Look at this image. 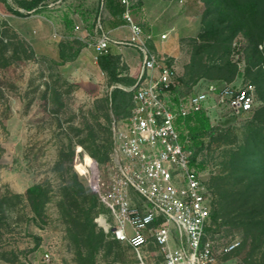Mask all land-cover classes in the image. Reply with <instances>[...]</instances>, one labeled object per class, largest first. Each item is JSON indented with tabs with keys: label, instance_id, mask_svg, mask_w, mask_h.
<instances>
[{
	"label": "rangeland",
	"instance_id": "obj_1",
	"mask_svg": "<svg viewBox=\"0 0 264 264\" xmlns=\"http://www.w3.org/2000/svg\"><path fill=\"white\" fill-rule=\"evenodd\" d=\"M21 1L0 0V32L6 30L5 37L13 43L9 50L0 46V264H163L162 255L151 245L139 255L128 244L109 237L97 221L101 215L107 217L108 211L99 202L93 207L88 195L85 202L76 198L73 212L65 208L64 197L71 192L74 174L88 194H95L86 161L97 163L105 182L110 181L112 128L120 120L111 109V95L116 88L130 92L141 64L140 53L115 49L122 82H113L94 61L92 48L97 18L101 16L106 30L114 19L103 0H45L39 6L45 8L37 14L25 10ZM130 1L136 20L154 37L155 52L176 72L179 83L173 100L202 90L212 81L200 76L194 82L197 72L192 67L194 61L204 64L218 58L200 53L206 43L200 37L206 20L204 0ZM126 33L121 38L128 37ZM248 41L239 33L228 56L237 66L239 85H253L247 84L251 82L248 55L253 50ZM61 49L68 55L80 50L64 62ZM260 49L264 51V44ZM263 106L264 99L256 93V110ZM130 109L122 118H127ZM208 111L216 129L197 154V165L202 163L203 169L195 166L209 188L213 208L216 195L209 185L230 172L225 170L230 157L226 152L245 143L256 111L234 116L217 107ZM181 127L186 130L185 123ZM34 186L43 191L39 212L28 195ZM90 211L97 234L105 235L102 243L92 240L84 227ZM244 235L232 225L214 235L219 251L215 264H247L249 246L225 252L227 244L243 242ZM253 257L262 259L263 250Z\"/></svg>",
	"mask_w": 264,
	"mask_h": 264
},
{
	"label": "built area",
	"instance_id": "obj_2",
	"mask_svg": "<svg viewBox=\"0 0 264 264\" xmlns=\"http://www.w3.org/2000/svg\"><path fill=\"white\" fill-rule=\"evenodd\" d=\"M121 3L129 36L114 38L99 16L92 44L94 61L98 63L112 47L131 48L140 53L141 64L131 88V113L113 123L110 181L105 182L97 163L85 162L91 189L108 211L107 217L101 215L97 221L114 240L128 244L139 255L155 246L163 264H215L219 251L208 233L211 193L193 165L191 140L179 121L218 106H227L235 115L251 112L256 107L255 87L210 82L173 100L179 83L173 66L151 49L154 37L136 20L131 1ZM80 28L77 24L76 29ZM240 246L241 241H232L225 252L233 253Z\"/></svg>",
	"mask_w": 264,
	"mask_h": 264
},
{
	"label": "trees",
	"instance_id": "obj_3",
	"mask_svg": "<svg viewBox=\"0 0 264 264\" xmlns=\"http://www.w3.org/2000/svg\"><path fill=\"white\" fill-rule=\"evenodd\" d=\"M2 1L7 3V0ZM43 1L45 0H22L20 5L28 12L34 11L37 14L45 8H39ZM204 2L206 6L205 29L200 37L206 43L202 45L200 53L209 52L224 61L218 62V58L210 59L209 62L204 64H202L203 61H200V63L194 61L192 67L197 72V75H195L197 79L194 82L202 76L210 78L212 80L210 82L217 84L225 83L239 86L235 81L237 66L228 59V56L232 52V43L235 37L239 33H243L249 40L250 45L253 46L252 53L248 55L247 68V77L251 79V82L247 84H253L255 86V94L257 93L258 96L264 99V51L260 49V46L264 44V0H204ZM106 6L114 21H116V26L125 24L123 19L125 7L121 0H106ZM68 23L70 25L71 21H68ZM5 36H7L6 30L0 32V46L4 50H9L13 43ZM9 38L12 39L11 37ZM153 42L154 39L150 43V47L155 51ZM115 49V47H112L109 54L101 56L99 63L102 70L111 77V81L122 82L118 75L119 57ZM79 50L76 49L74 53L68 55L64 49H61L60 56L62 61L66 62L74 58L79 53ZM18 51L19 46L14 51L15 56L19 54ZM24 52L27 53L26 49ZM224 57H227V59L225 60ZM240 86H246V84L241 83ZM133 95L134 90L126 92L116 88L112 92L111 109L117 119H126V117H122L128 108H131L128 113V116L130 115L133 108ZM217 109H226V114L235 115L227 106H218ZM253 111H256L255 119L251 124L252 127H249V135L245 143L238 149L226 152L230 157L225 163V170L230 172L222 174L212 181V185H209L214 190L216 200L211 210L212 225L208 228V233L214 236L220 233L222 228L227 225L241 228L245 233V239L233 253L238 252L240 249L242 251L249 246V252L245 258L246 263L264 264V106L257 110L255 107ZM182 121L185 123L186 130H188L187 136L191 140L189 147L195 150L193 165H197L198 152L202 150L206 139L211 136L210 134L213 135V131L216 128L212 124L210 112L205 110L181 119L179 121L180 125ZM183 138L185 137L183 136ZM220 139L223 140V138ZM214 140H217L216 137ZM203 166L201 163L198 169H203ZM231 182H234L232 187L229 186ZM70 188L71 192L64 197L65 208L69 212H73L76 209V198L78 197L85 202L89 196L92 199L93 207L99 202L95 194H88L86 187L80 183L76 174L73 175V183ZM28 195L35 212H39L41 209V198L43 197L42 188L40 186L31 187L28 190ZM90 214L91 211L85 219L87 223H85L84 227L90 230L92 240L100 239L99 242L102 243L105 235L97 234L96 225ZM78 218L80 224L81 217ZM108 235L111 237L110 234ZM262 250V259L253 257L254 254H260Z\"/></svg>",
	"mask_w": 264,
	"mask_h": 264
},
{
	"label": "crops",
	"instance_id": "obj_4",
	"mask_svg": "<svg viewBox=\"0 0 264 264\" xmlns=\"http://www.w3.org/2000/svg\"><path fill=\"white\" fill-rule=\"evenodd\" d=\"M114 19L112 21H110L109 24V29L107 31H109L112 36H115L117 38H121L122 34H127L126 32H128V27L126 24H122V25H115ZM153 246V245H151ZM154 248H156L155 246H153Z\"/></svg>",
	"mask_w": 264,
	"mask_h": 264
}]
</instances>
